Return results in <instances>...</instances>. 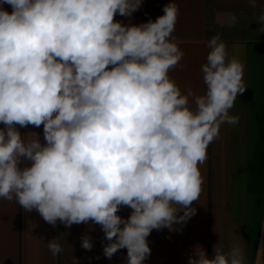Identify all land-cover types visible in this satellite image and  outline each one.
I'll list each match as a JSON object with an SVG mask.
<instances>
[{
  "label": "clouds",
  "instance_id": "9594fccd",
  "mask_svg": "<svg viewBox=\"0 0 264 264\" xmlns=\"http://www.w3.org/2000/svg\"><path fill=\"white\" fill-rule=\"evenodd\" d=\"M142 3L0 0V199L53 226L99 225L104 256L127 249V264H145L153 230L178 231L196 214L200 165L221 126L239 122L231 110L247 89L243 63L217 34L201 66L205 91H182L169 75L184 56L172 36L174 0L155 21L114 19ZM255 23L264 33V11ZM30 125L43 126V140L19 131ZM122 207L132 210L127 218ZM47 247L63 251L57 238ZM81 247L93 248L89 235ZM188 264L246 257L239 244L217 243L211 258L197 245Z\"/></svg>",
  "mask_w": 264,
  "mask_h": 264
},
{
  "label": "crops",
  "instance_id": "0c3cea01",
  "mask_svg": "<svg viewBox=\"0 0 264 264\" xmlns=\"http://www.w3.org/2000/svg\"><path fill=\"white\" fill-rule=\"evenodd\" d=\"M171 0H143L131 17L117 14L115 20L139 25L163 15ZM179 13L173 39L184 56L169 75L185 90L205 91L201 66L209 52L208 40L219 34L229 55H236L244 65L247 89L239 94L232 114L239 116L235 125L224 124L219 136L209 145L207 159L200 165L204 179L196 214L178 231L153 230L147 241L151 249L145 264H188V257L202 246L208 257L213 246L228 251L233 244L242 246L246 264L264 260V33L255 18L264 11V0L255 8L247 0H174ZM11 12V6L4 5ZM233 17L237 22L233 23ZM3 125L0 124V128ZM19 127V126H18ZM24 134L36 132L43 140V126L19 128ZM131 209L122 207L123 218ZM89 235L93 248L81 247V237ZM57 238L63 251L53 256L47 243ZM106 243L99 225L74 224L70 228L43 220L33 209L0 199V264H127V249L108 259L103 254Z\"/></svg>",
  "mask_w": 264,
  "mask_h": 264
}]
</instances>
